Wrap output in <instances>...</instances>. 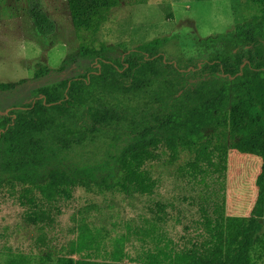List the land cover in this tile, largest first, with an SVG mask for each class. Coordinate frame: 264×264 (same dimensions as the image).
I'll return each mask as SVG.
<instances>
[{
    "label": "trees",
    "instance_id": "16d2710c",
    "mask_svg": "<svg viewBox=\"0 0 264 264\" xmlns=\"http://www.w3.org/2000/svg\"><path fill=\"white\" fill-rule=\"evenodd\" d=\"M66 2L80 38L71 59L91 60V73L41 87L34 101L2 116L0 190L18 186L33 204L70 198L74 189L93 186L147 196L182 160L172 174L209 189L196 202L203 237L178 248L155 228L147 229L140 240L142 253L132 257L123 244L110 249L83 231L67 253L49 247L37 263L19 255L7 264H264V0H250L256 11L229 31L205 37L190 32L195 45L214 54L184 68L161 51L172 36L154 37L124 49L120 58L113 56L117 47L99 33L117 0ZM30 14L39 33L55 32V22L38 0ZM13 87L0 82L1 90ZM118 95L143 103L149 115L130 128L111 161L64 165L63 158L97 131L128 119ZM230 149L262 158L257 197L247 216L226 214Z\"/></svg>",
    "mask_w": 264,
    "mask_h": 264
},
{
    "label": "rangeland",
    "instance_id": "374dc122",
    "mask_svg": "<svg viewBox=\"0 0 264 264\" xmlns=\"http://www.w3.org/2000/svg\"><path fill=\"white\" fill-rule=\"evenodd\" d=\"M34 1L0 0V82L14 84L9 90L0 89L3 111L10 112L34 101L41 87L80 78L92 70L91 60L79 56L71 59L77 55L80 38L66 0H38L56 24L55 32L48 36L39 33L33 24L30 8ZM249 1L117 0L99 38L117 47L113 56L120 58L124 49L133 50L154 37L172 36L161 51L167 60L184 68L214 54V49L195 45L189 33L205 37L233 29L238 19L256 11ZM118 96L128 119L97 131L93 139L63 158L64 165L99 166L111 161L130 128H137L142 117L149 115L143 103L128 102L126 95ZM181 163L182 160L167 169L155 192L147 196H129L93 186L74 189L70 198H42L33 204L22 197L20 187L5 185L0 190V264L19 255L37 263L49 247L67 253L70 243L83 231H89L96 240H104L110 249L114 244H123L132 257L142 253L141 236L151 228L178 248L190 247L203 237L196 202L209 189L173 175ZM261 165L260 156L229 150L227 215H250Z\"/></svg>",
    "mask_w": 264,
    "mask_h": 264
},
{
    "label": "water",
    "instance_id": "95a60500",
    "mask_svg": "<svg viewBox=\"0 0 264 264\" xmlns=\"http://www.w3.org/2000/svg\"><path fill=\"white\" fill-rule=\"evenodd\" d=\"M8 113H9L8 111H3V110L0 109V114H2V115H6V114H8Z\"/></svg>",
    "mask_w": 264,
    "mask_h": 264
}]
</instances>
